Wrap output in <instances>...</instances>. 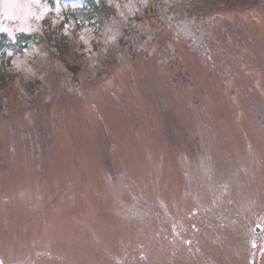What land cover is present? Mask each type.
Returning a JSON list of instances; mask_svg holds the SVG:
<instances>
[{"label":"rangeland","instance_id":"1","mask_svg":"<svg viewBox=\"0 0 264 264\" xmlns=\"http://www.w3.org/2000/svg\"><path fill=\"white\" fill-rule=\"evenodd\" d=\"M87 1L0 0V259L264 264V0Z\"/></svg>","mask_w":264,"mask_h":264},{"label":"trees","instance_id":"2","mask_svg":"<svg viewBox=\"0 0 264 264\" xmlns=\"http://www.w3.org/2000/svg\"><path fill=\"white\" fill-rule=\"evenodd\" d=\"M85 8L87 12L91 14V17H97L101 21H104L109 15L112 16L114 14L113 7L108 5L104 0L100 2L88 0L84 9ZM70 14H73V12L67 13L66 15L71 16ZM36 40L37 38H35V36L27 32H18L14 36H10L7 33H2L0 35V83H4L7 77L3 63V60L8 58L7 52L12 51L13 53H21L30 43L36 42Z\"/></svg>","mask_w":264,"mask_h":264},{"label":"bare ground","instance_id":"3","mask_svg":"<svg viewBox=\"0 0 264 264\" xmlns=\"http://www.w3.org/2000/svg\"><path fill=\"white\" fill-rule=\"evenodd\" d=\"M56 247H57V245L56 244H54ZM57 251H61L60 249H62V247H61V245L60 246H58L57 248Z\"/></svg>","mask_w":264,"mask_h":264},{"label":"flooded vegetation","instance_id":"4","mask_svg":"<svg viewBox=\"0 0 264 264\" xmlns=\"http://www.w3.org/2000/svg\"><path fill=\"white\" fill-rule=\"evenodd\" d=\"M1 260V259H0ZM2 261V263H4L5 264V262L3 261V260H1Z\"/></svg>","mask_w":264,"mask_h":264},{"label":"water","instance_id":"5","mask_svg":"<svg viewBox=\"0 0 264 264\" xmlns=\"http://www.w3.org/2000/svg\"><path fill=\"white\" fill-rule=\"evenodd\" d=\"M257 230H260V228H258ZM0 264H1V261H0Z\"/></svg>","mask_w":264,"mask_h":264}]
</instances>
